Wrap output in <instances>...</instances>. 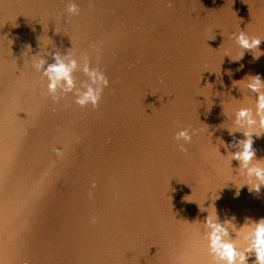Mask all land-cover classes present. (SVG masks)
<instances>
[{
  "label": "water",
  "instance_id": "obj_1",
  "mask_svg": "<svg viewBox=\"0 0 264 264\" xmlns=\"http://www.w3.org/2000/svg\"><path fill=\"white\" fill-rule=\"evenodd\" d=\"M169 2L0 0V264H212V204L237 250L251 243L264 185L249 191L260 184L249 169H264V130L247 84L264 81V55L236 36L264 52V0ZM56 55L77 62L76 90L90 83L86 59L104 72L98 109L60 87L53 101L44 72ZM241 109L257 123H237ZM185 130L190 144L175 139ZM244 132L246 167L231 158Z\"/></svg>",
  "mask_w": 264,
  "mask_h": 264
},
{
  "label": "clouds",
  "instance_id": "obj_2",
  "mask_svg": "<svg viewBox=\"0 0 264 264\" xmlns=\"http://www.w3.org/2000/svg\"><path fill=\"white\" fill-rule=\"evenodd\" d=\"M167 7H172L171 0L167 4ZM68 11L73 14H78L76 5L69 6ZM236 39L239 42L240 47L249 51H252L253 49L257 50V54L254 55V59H259L261 55H264V52L259 51V46L261 44L260 39L247 38L244 31H240L239 35L236 36ZM242 58L243 54H241L238 59ZM53 59L56 62L49 65L44 72L50 81L48 84V94L52 96L53 101L57 102L56 92L58 87H60L65 93L74 94L76 97L74 104L80 108H87L90 105L93 110L98 109L104 90L110 86V81L104 72H102L99 68H93L86 59L82 70L88 77L90 83L83 85V90H76L72 72L76 70L77 62L72 60L69 64H65L61 61L59 55L54 56ZM44 63V61H41L38 64H34V67L42 69L44 67ZM129 67L133 66L130 65ZM248 79L251 81V83L247 84L248 89L257 94L256 116L259 117V127L264 130V92L261 91V87L264 86V81L261 80L259 75L250 76ZM242 119H246L249 126L257 123L256 120L251 118V110L249 109H241L238 112L237 123H239ZM253 134L254 133L252 132H244L246 139L240 142L243 144V151L232 154L231 158L240 161L242 167H246L255 157V151L252 149L253 140L251 139ZM262 134H264V132L255 133L258 137ZM175 139H183L189 144L192 141V137L188 135L187 130L179 132ZM178 148L181 153L186 154L188 152L186 147L180 146ZM53 151L57 157L63 155L61 149H53ZM249 174H254L260 181V184L249 186V191H255L258 193L261 185H264V169H249ZM243 186L244 185H240L238 189ZM92 187H96L95 183L92 184ZM238 194L239 193L237 192V195ZM185 199L188 200L187 197H185ZM209 207L212 209V213L205 218L203 223L205 228L211 229V231L207 233V239L209 241L208 247L210 249V254L214 258L212 264H248V254L253 252L255 253L254 264H264V218L260 219L258 222H253L254 229H252V225H249L246 222L239 230H237L239 235L247 229H252L249 236L244 237L245 241L250 238L251 243L248 244V246L242 251H238L236 243L232 241L228 232L229 226L232 227L233 230H236L232 220H225L223 223H220L219 217L215 215L216 209L214 204L209 205ZM200 210L206 211V209L202 207ZM232 219L234 220L235 218L233 217ZM96 222L95 216L89 219L90 224L94 225Z\"/></svg>",
  "mask_w": 264,
  "mask_h": 264
}]
</instances>
